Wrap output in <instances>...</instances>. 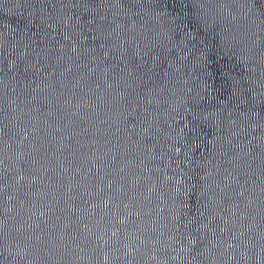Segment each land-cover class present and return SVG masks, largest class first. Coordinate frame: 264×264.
Here are the masks:
<instances>
[{
  "label": "water",
  "instance_id": "1",
  "mask_svg": "<svg viewBox=\"0 0 264 264\" xmlns=\"http://www.w3.org/2000/svg\"><path fill=\"white\" fill-rule=\"evenodd\" d=\"M0 264H264V0H0Z\"/></svg>",
  "mask_w": 264,
  "mask_h": 264
}]
</instances>
